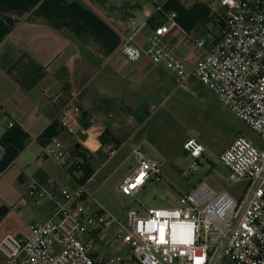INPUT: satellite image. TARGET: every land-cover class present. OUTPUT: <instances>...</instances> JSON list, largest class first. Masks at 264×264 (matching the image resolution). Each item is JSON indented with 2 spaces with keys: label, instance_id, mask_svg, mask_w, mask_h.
I'll return each mask as SVG.
<instances>
[{
  "label": "crops",
  "instance_id": "crops-1",
  "mask_svg": "<svg viewBox=\"0 0 264 264\" xmlns=\"http://www.w3.org/2000/svg\"><path fill=\"white\" fill-rule=\"evenodd\" d=\"M170 12L177 13L180 28L162 43L175 46L174 56L188 67L195 65L205 51L185 31H194L207 44L218 36L213 13L201 0H0V143L5 147L0 211L6 210L0 217V240L8 233L27 236L31 223L44 222L55 213L56 204L49 196H29L32 181L53 180L48 185L52 193L68 183L73 189L79 185L73 183L69 169L43 156L47 145L59 144L74 152L81 144L96 152L97 160L103 158L104 146L116 147L115 157L128 144L135 153L150 138L151 121L174 99L185 107L191 122L182 138L183 152L187 154L184 143L190 137L204 143L206 134L194 132V93L209 89L192 77L178 82L146 55L134 63L122 52L128 41L147 46ZM46 89L63 96L52 102ZM72 99L82 109L75 132L59 118L61 108ZM152 105L157 106L154 111ZM162 121L160 116V125ZM238 135L221 148L220 155ZM195 188L193 184L182 195ZM109 238L113 240V231ZM95 249L106 256L114 252L105 241H98ZM4 263L0 254V264Z\"/></svg>",
  "mask_w": 264,
  "mask_h": 264
},
{
  "label": "built area",
  "instance_id": "built-area-1",
  "mask_svg": "<svg viewBox=\"0 0 264 264\" xmlns=\"http://www.w3.org/2000/svg\"><path fill=\"white\" fill-rule=\"evenodd\" d=\"M201 1L213 13L218 36L207 44L194 31H185L186 37L205 51L195 65L188 67L174 56L175 46L162 43L164 37L180 28L175 12L168 13L166 22L155 28L147 46L128 41L122 52L134 63L148 56L180 83L190 77L196 79L264 140V0ZM45 95L56 103L63 92L46 89ZM156 108L152 105L150 111ZM81 111L75 99L61 108L59 118L68 131L80 129ZM8 125L12 127L14 122ZM58 145H47L43 156L66 168L71 165L80 173L87 165L95 168L96 152L89 149L86 156H73V152ZM102 150L108 157L117 152L114 146ZM184 150L192 161L190 174H194L206 146L190 137ZM4 152L0 143V161ZM134 152L139 165L119 185L125 195H136L148 181L163 175L160 162L141 148ZM220 161L229 168L232 181H248L240 198L227 191L217 193L202 181L181 196L179 206H144L129 211L126 221L104 207L87 208L84 201L89 193L85 184L52 193L48 185L53 180L47 184L34 180L29 185V196H49L56 204L55 213L44 222L31 223L27 236H3L0 254L4 264H264V147L240 134L221 153ZM111 231L113 240L109 238ZM98 241H105L114 252L108 256L97 253Z\"/></svg>",
  "mask_w": 264,
  "mask_h": 264
},
{
  "label": "rangeland",
  "instance_id": "rangeland-1",
  "mask_svg": "<svg viewBox=\"0 0 264 264\" xmlns=\"http://www.w3.org/2000/svg\"><path fill=\"white\" fill-rule=\"evenodd\" d=\"M201 89V88H200ZM194 93V132L205 133V156L199 169L190 174L191 158L181 148L182 138L191 124L184 106L174 101L165 104L160 116L152 120L147 128L150 138L142 150L160 162L161 179L148 181L136 195H125L119 185L127 174L138 167L136 154L128 144L116 157L101 154L95 161L96 175L85 186L88 190L84 205L92 209L106 208L121 221H126L129 211L146 207L173 208L180 205L183 193L202 181L208 183L217 193L227 191L240 198L248 185L247 180L232 181L229 168L220 161V150L239 133L247 136L258 147H264V140L245 122L238 119L212 91L197 89ZM71 165L68 166L69 169ZM77 179L81 177L76 172ZM73 183H78L75 179ZM62 188L73 189L68 183Z\"/></svg>",
  "mask_w": 264,
  "mask_h": 264
},
{
  "label": "trees",
  "instance_id": "trees-1",
  "mask_svg": "<svg viewBox=\"0 0 264 264\" xmlns=\"http://www.w3.org/2000/svg\"><path fill=\"white\" fill-rule=\"evenodd\" d=\"M103 140H105V137L102 136L101 137ZM106 142V141H103ZM81 150L84 151V153H81ZM90 150L85 148L83 145L81 144H77L76 148L73 152V156H86L87 153H89ZM79 172L78 169H76L75 167H71L69 168V173L72 176V178L76 179V181L79 184H86L95 174L96 170L94 168L93 165H87L83 168V171L81 172V177L79 179L76 178L75 173ZM6 210L2 209L0 211V217H2L5 214Z\"/></svg>",
  "mask_w": 264,
  "mask_h": 264
}]
</instances>
